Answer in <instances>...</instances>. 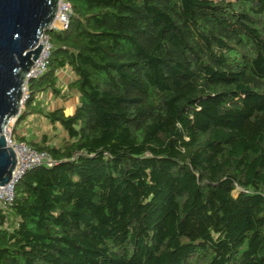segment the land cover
<instances>
[{
  "label": "trees",
  "instance_id": "obj_1",
  "mask_svg": "<svg viewBox=\"0 0 264 264\" xmlns=\"http://www.w3.org/2000/svg\"><path fill=\"white\" fill-rule=\"evenodd\" d=\"M68 1L11 127L52 163L0 205V264H264V0ZM65 67L73 112L43 109Z\"/></svg>",
  "mask_w": 264,
  "mask_h": 264
},
{
  "label": "water",
  "instance_id": "obj_2",
  "mask_svg": "<svg viewBox=\"0 0 264 264\" xmlns=\"http://www.w3.org/2000/svg\"><path fill=\"white\" fill-rule=\"evenodd\" d=\"M57 5L58 0H0V185L10 181L16 165L4 127L20 112L25 77L42 48L39 36L52 30Z\"/></svg>",
  "mask_w": 264,
  "mask_h": 264
},
{
  "label": "built area",
  "instance_id": "obj_3",
  "mask_svg": "<svg viewBox=\"0 0 264 264\" xmlns=\"http://www.w3.org/2000/svg\"><path fill=\"white\" fill-rule=\"evenodd\" d=\"M71 16V5L68 0H58L57 10L55 17L51 23L52 30H63L68 27L69 18ZM39 42L42 45L39 57L34 61L28 74L25 77L22 103L26 97V83L30 78L37 77L44 69L45 61L48 56L50 42L47 31H44L39 36ZM21 103V104H22ZM13 123L14 119H10L8 123ZM8 123L4 127V135L7 140V144L11 146L16 155V165L12 172L10 181L4 185H0V205L5 207L10 204L13 198V186L18 178L30 167L45 164L50 165L52 163L51 158L44 151H38L23 142H16L12 140L10 136V129L7 127Z\"/></svg>",
  "mask_w": 264,
  "mask_h": 264
},
{
  "label": "rangeland",
  "instance_id": "obj_4",
  "mask_svg": "<svg viewBox=\"0 0 264 264\" xmlns=\"http://www.w3.org/2000/svg\"><path fill=\"white\" fill-rule=\"evenodd\" d=\"M67 71L61 73L59 79L57 77L58 87L61 89L62 96L56 97L49 93L48 90H45L38 94V102L43 109L54 108L58 104H62L66 107L67 111L70 110L71 106L77 101L76 92L69 91L67 87L68 82L66 81ZM67 84H66V82ZM62 86V87H61ZM25 90L23 91V93ZM27 95V91H26ZM63 95H66L64 98ZM24 101V100H23ZM23 103L21 104V108ZM14 123V121H13ZM13 123H8L7 127L10 129L11 136V127ZM19 134L27 136V138H33L34 140H39L42 135L46 134L48 138L51 139V143H58L61 138H63L64 133L57 126L51 125L45 118L40 115L29 116L26 121L21 124V127L17 130Z\"/></svg>",
  "mask_w": 264,
  "mask_h": 264
},
{
  "label": "crops",
  "instance_id": "obj_5",
  "mask_svg": "<svg viewBox=\"0 0 264 264\" xmlns=\"http://www.w3.org/2000/svg\"><path fill=\"white\" fill-rule=\"evenodd\" d=\"M63 71H67V72H66V73H67V76H66V79H67V80H66V81H67V82L70 81L71 78H72V73L70 72L69 68H66V67H65V68H62V69H60V70L57 71L56 75H57L58 79H59L61 73H63ZM66 81H65V82H66ZM67 82H66V84H67ZM68 83H69V82H68ZM61 87H62V86H61ZM49 93H50V92H49ZM76 97H77V94H76ZM76 103H77V101H75V103L71 106V108H70L69 111H67L66 107H65L64 105H62V104H58V105L55 106L54 108H56V107H60V106H63V107H64V111H65L67 114H70V113L73 112ZM50 109H53V108H50Z\"/></svg>",
  "mask_w": 264,
  "mask_h": 264
},
{
  "label": "bare ground",
  "instance_id": "obj_6",
  "mask_svg": "<svg viewBox=\"0 0 264 264\" xmlns=\"http://www.w3.org/2000/svg\"><path fill=\"white\" fill-rule=\"evenodd\" d=\"M40 41V40H39Z\"/></svg>",
  "mask_w": 264,
  "mask_h": 264
}]
</instances>
